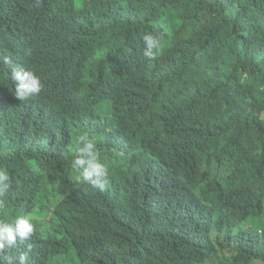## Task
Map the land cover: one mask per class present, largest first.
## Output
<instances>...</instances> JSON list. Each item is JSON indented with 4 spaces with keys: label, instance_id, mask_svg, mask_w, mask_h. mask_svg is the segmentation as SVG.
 I'll return each instance as SVG.
<instances>
[{
    "label": "trees",
    "instance_id": "obj_1",
    "mask_svg": "<svg viewBox=\"0 0 264 264\" xmlns=\"http://www.w3.org/2000/svg\"><path fill=\"white\" fill-rule=\"evenodd\" d=\"M81 135L103 191L72 168ZM0 170V221L35 225L5 258L264 264V0H0Z\"/></svg>",
    "mask_w": 264,
    "mask_h": 264
},
{
    "label": "clouds",
    "instance_id": "obj_2",
    "mask_svg": "<svg viewBox=\"0 0 264 264\" xmlns=\"http://www.w3.org/2000/svg\"><path fill=\"white\" fill-rule=\"evenodd\" d=\"M143 40L145 43L143 56L148 60L155 59L160 49L159 42L150 34L144 35ZM11 79L15 84V97L20 101L34 97L42 90L39 77L22 67L12 70ZM70 153H76L72 168L80 171L82 180L103 191L104 187H107L106 181L111 179V171L109 167L107 168L108 160L107 164L101 161L94 142L86 135H81L71 146ZM8 180L9 177L0 170V193L8 190ZM111 180L114 181V178ZM34 231L35 225L28 215H18L12 222L0 221V253L6 246L14 247L18 239L20 241L29 239ZM25 259L24 254L20 255L18 262L12 256L5 258L0 255V264H5V260L6 264H24Z\"/></svg>",
    "mask_w": 264,
    "mask_h": 264
},
{
    "label": "rangeland",
    "instance_id": "obj_3",
    "mask_svg": "<svg viewBox=\"0 0 264 264\" xmlns=\"http://www.w3.org/2000/svg\"><path fill=\"white\" fill-rule=\"evenodd\" d=\"M264 220V219H263ZM253 222H254V219H249L245 224H244V228L245 229H248V230H253L252 229V224H253ZM256 224H257V226H259V223H257V221H256ZM257 226H256V228H257Z\"/></svg>",
    "mask_w": 264,
    "mask_h": 264
}]
</instances>
